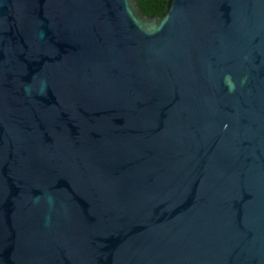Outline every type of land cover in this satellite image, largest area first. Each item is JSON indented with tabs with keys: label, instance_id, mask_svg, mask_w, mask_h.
Here are the masks:
<instances>
[{
	"label": "water",
	"instance_id": "1",
	"mask_svg": "<svg viewBox=\"0 0 264 264\" xmlns=\"http://www.w3.org/2000/svg\"><path fill=\"white\" fill-rule=\"evenodd\" d=\"M0 264H264V0H0Z\"/></svg>",
	"mask_w": 264,
	"mask_h": 264
},
{
	"label": "trees",
	"instance_id": "2",
	"mask_svg": "<svg viewBox=\"0 0 264 264\" xmlns=\"http://www.w3.org/2000/svg\"><path fill=\"white\" fill-rule=\"evenodd\" d=\"M141 12L146 16L161 17L166 10L168 0H136Z\"/></svg>",
	"mask_w": 264,
	"mask_h": 264
}]
</instances>
